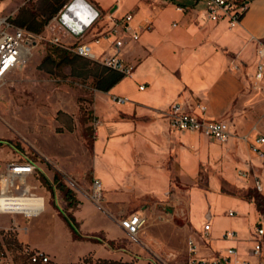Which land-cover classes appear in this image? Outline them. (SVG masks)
Wrapping results in <instances>:
<instances>
[{"label":"rangeland","instance_id":"obj_1","mask_svg":"<svg viewBox=\"0 0 264 264\" xmlns=\"http://www.w3.org/2000/svg\"><path fill=\"white\" fill-rule=\"evenodd\" d=\"M17 1L23 4L17 14L13 13L14 19L20 16L35 24L48 17L49 10L61 0ZM91 1L101 12V20L109 25L114 18L137 14L140 3V0ZM165 1L180 4L179 0ZM40 33L46 38L49 35L46 27ZM56 47L63 50L48 40H41L24 67L9 74L0 89V172L9 160L28 157L36 161L44 172L37 170L34 178H27L26 184L36 185L34 192L45 199V208L35 216L0 214V241L7 249L5 264H33L23 253L24 246L48 253L49 260L45 264H186L190 239L199 257H209V252L204 253L207 252L204 224H209L208 232L220 241L225 231L253 230L260 221L256 196L264 197L261 160L247 153L233 163L182 155L180 165L171 154L164 165L167 179L159 169L134 164L130 151L126 153L117 145L111 147L110 155L101 157L97 146L93 154L91 147L99 122L93 113L92 78L75 77L68 66L52 73L39 69L46 55L56 57L52 53ZM93 49L95 51V47ZM127 86L133 87L129 82ZM95 99L94 108L100 112L102 120L110 107L118 108L112 102L108 104L102 95ZM63 133L71 134L76 147L62 156L66 160L76 158L81 165L78 172L57 174L58 166L40 150L52 153L55 138ZM192 152L197 155V151ZM125 156L128 160L121 164L120 172L113 160L121 163ZM147 161L157 164L151 159ZM92 163L94 173H107L112 178L108 185L102 183V198L98 203L92 198ZM239 170L249 172V177L239 176ZM54 174L72 190L76 201L86 204L75 214L81 221L80 229L76 221L75 224L79 234L92 233L96 241L82 242L73 237L63 215H72L79 203L67 206L68 201L57 188ZM255 178L261 182L262 192L253 188ZM165 191V197L159 198ZM145 196L148 198H143ZM36 201L42 200L37 198ZM32 202H19L17 208H28ZM138 204L142 206L135 207ZM118 210L126 211L114 213ZM136 210H142L147 219L140 232L129 235L115 228L114 221L118 223ZM229 211L235 214L229 216ZM261 214L264 216V212ZM111 238L116 240L107 241Z\"/></svg>","mask_w":264,"mask_h":264},{"label":"crops","instance_id":"obj_2","mask_svg":"<svg viewBox=\"0 0 264 264\" xmlns=\"http://www.w3.org/2000/svg\"><path fill=\"white\" fill-rule=\"evenodd\" d=\"M72 1L68 0L60 12ZM85 1L97 8L91 0ZM179 2L180 4L174 5L165 0H140L138 13L133 14V24L141 29L140 38L136 42H126L120 51V57L133 66L131 75L125 76L107 92L93 89V113L99 124L92 142V153L94 154V147L97 146L101 157L110 155L111 147L117 145L126 153L130 151L134 164L159 169L167 179L168 171L164 165L171 154L175 155V161L179 164L182 155L197 158L204 156L207 159L210 157L211 160L223 159L228 163L241 160L245 153L251 157L253 154L249 151L248 142L242 137L248 136V141H252L256 136L253 128H259L264 116V78L257 87L254 86L256 49L260 43H264V0H252L239 25L234 28H229L225 21L214 23L207 20L204 6L200 2ZM22 4L23 2L17 0H0V16L17 14ZM177 5H186L188 10L181 12ZM16 20L18 23L31 25L29 20L21 19L20 16ZM92 24L94 27L89 30L87 35H90H86L84 40L91 39L101 28L109 26L101 17ZM146 26L149 28L145 29ZM66 40L69 43L76 41L72 37ZM100 50V47H95V53ZM262 64L264 66V59ZM128 82L132 88H128ZM139 86L143 88L139 89ZM97 95L104 96L108 104L112 102L118 106L117 109L110 107L103 120L100 112L94 108ZM114 97H123L126 101L118 104L113 100ZM175 102L190 111H197V104L203 105V117L207 120L228 122L231 137L226 143H219L199 134L171 130L163 111ZM58 136L60 138H55L56 145L52 153L42 148L41 152L58 166L57 174L78 172L81 167L78 160H66L62 156L73 146L76 147L74 138L70 133ZM192 150L197 151V155ZM124 158L121 163L118 159L113 160L120 172L121 164H126L128 160L126 156ZM147 159L157 161V164L153 165ZM38 165L43 171L44 168L39 163ZM181 168L184 174V169ZM91 169L93 179L99 180L101 186L102 183L108 185L111 182L109 174L94 173L93 163ZM109 169L108 167L107 171ZM166 193L167 191L159 198L165 197ZM35 201L27 207L40 208L43 205L45 208V203ZM139 202L142 203V200ZM78 203L79 206L72 216L80 229L81 221L75 214L86 204L82 201ZM140 206L142 204L135 205ZM257 212L260 219L264 220V216L258 210ZM132 213L143 214L142 210ZM114 226L121 228L115 221ZM235 232V239L222 238V241L209 232L207 235L203 234L207 249L204 253L209 252V257H212L227 247H235L236 255L254 262L255 259L249 252L252 246L251 232L248 229L245 232L242 228ZM91 234L81 232L83 238L78 240L90 242L89 238L95 239ZM113 240L116 238L107 241Z\"/></svg>","mask_w":264,"mask_h":264},{"label":"built area","instance_id":"obj_3","mask_svg":"<svg viewBox=\"0 0 264 264\" xmlns=\"http://www.w3.org/2000/svg\"><path fill=\"white\" fill-rule=\"evenodd\" d=\"M200 2L205 9V17L211 22L225 21L229 28L239 25L243 15L248 10L252 0H194ZM90 5V4H89ZM92 7V6H91ZM97 11L95 19L101 17V12ZM181 12L188 10L186 5H177ZM62 12L57 13L46 25L49 32L46 38L44 33H36L25 27L17 26L13 23V13L0 16V89L6 82L9 74L24 67L33 52L37 50L41 40H48L50 43L63 48L78 56L96 60L102 65L122 72L125 76L131 75L133 66L125 62L120 57V51L126 42H136L140 38L141 29L133 24L134 15L127 13L119 18H114L111 24L101 30L89 40H84L90 29L94 27L95 19L88 27L81 32L75 33L61 19ZM146 26L145 29H148ZM72 37L76 41L69 43L66 38ZM93 47H100L99 53H95ZM108 51H110L108 53ZM257 63L255 66V87L264 78V43H260L256 49ZM143 86H139L142 89ZM116 103L126 101L123 97H114ZM197 111L186 110L181 104L172 103L163 111L168 126L174 131H187L192 134H199L211 138L219 143H226L231 137L229 124L223 120H207L203 117L205 107L201 104L196 105ZM256 136L252 141H248V136L242 139L248 142L249 151L264 164V116L259 128H253ZM37 170H41L36 161L24 157L22 159L11 160L5 163L0 172V214H20L29 218L39 214L42 209L17 208L19 202L34 201L43 196L37 195L34 190L36 185L26 184L28 177L33 176ZM237 174L243 178L249 177V172L239 170ZM253 188L262 192V184L259 179H253ZM93 201L99 202L102 198L101 182L97 179L92 181ZM235 213L229 211L228 215ZM146 216L142 213H131L118 221L119 226L129 235H135L146 225ZM209 224H204L203 234L207 235ZM26 230V229H25ZM235 231H225L223 239H235ZM252 246L249 250L250 255L255 259L254 262L242 258L237 254L235 247H227L223 252H217L212 257L205 258L197 255V247L193 240L187 242L188 259L186 264H264V226L263 219L255 225L251 231ZM23 253L28 260L35 264H45L49 257L43 251L32 249L28 246L23 247ZM7 249L0 241V264H5Z\"/></svg>","mask_w":264,"mask_h":264},{"label":"trees","instance_id":"obj_4","mask_svg":"<svg viewBox=\"0 0 264 264\" xmlns=\"http://www.w3.org/2000/svg\"><path fill=\"white\" fill-rule=\"evenodd\" d=\"M67 1L68 0L59 1L49 10L48 17H44L43 20H39L38 23L24 25L22 23H18L14 18H12V21L17 26L25 27L33 32L40 33L43 31L52 17H54L61 11V9H63ZM52 53H55L56 57H53L51 54L46 55L38 65L39 69L44 70L48 73H52V71L56 69L68 66L70 68L71 74L75 77H91L93 88L102 92H107L125 77L122 72L106 67L96 60L87 59L73 54L65 49L60 50L56 47L52 51ZM54 181L57 184V188L63 193L65 199L68 201L67 206L70 208L74 206V204L76 205L78 201L74 199L72 190L64 183H62L57 175H54ZM256 199V208L260 213H263L264 209L262 208V203L264 202V197H260L257 195ZM63 218L71 229L73 237L76 239H82L83 237H81V235L77 231V226L75 224L73 216L70 214H64ZM89 239L94 240V238Z\"/></svg>","mask_w":264,"mask_h":264},{"label":"water","instance_id":"obj_5","mask_svg":"<svg viewBox=\"0 0 264 264\" xmlns=\"http://www.w3.org/2000/svg\"><path fill=\"white\" fill-rule=\"evenodd\" d=\"M97 16V11L85 0H73L62 11L60 19L75 33L84 31Z\"/></svg>","mask_w":264,"mask_h":264},{"label":"bare ground","instance_id":"obj_6","mask_svg":"<svg viewBox=\"0 0 264 264\" xmlns=\"http://www.w3.org/2000/svg\"><path fill=\"white\" fill-rule=\"evenodd\" d=\"M41 208V207H40ZM44 208V207H43ZM43 210V209H42Z\"/></svg>","mask_w":264,"mask_h":264}]
</instances>
